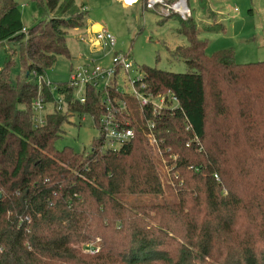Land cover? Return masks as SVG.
<instances>
[{"label":"trees","instance_id":"1","mask_svg":"<svg viewBox=\"0 0 264 264\" xmlns=\"http://www.w3.org/2000/svg\"><path fill=\"white\" fill-rule=\"evenodd\" d=\"M34 1L41 17L25 32L20 0H0V44H18L0 68V264H264V60L237 62L231 47L208 54L193 16H178L187 43L172 54L187 69L141 65L149 89L179 101L147 111L161 153L133 102L135 135L118 149L103 147L99 132L87 150L58 148L72 113L96 119L103 108L92 86L73 101L64 80L67 110L34 125L37 76L58 55L72 58L66 34L87 12L75 0ZM42 91L55 98L45 80ZM161 162L176 199L123 201L163 193ZM97 237L92 253L84 241Z\"/></svg>","mask_w":264,"mask_h":264},{"label":"rangeland","instance_id":"2","mask_svg":"<svg viewBox=\"0 0 264 264\" xmlns=\"http://www.w3.org/2000/svg\"><path fill=\"white\" fill-rule=\"evenodd\" d=\"M77 8L85 12L86 23L82 27L69 28L66 34L71 58L58 55L54 64L46 70L44 79L53 83L68 78L70 66L95 59L96 63L108 64L110 55L103 58L97 47L91 46L89 38L93 34L92 24L108 29L116 37L115 49L129 53L133 63L129 72L135 75L136 66L142 64L157 66L173 71H185V61L175 57L172 50L177 45H185V36L177 31L179 18L176 14L163 15L155 9L143 7L141 2L124 5L121 0H75ZM197 23L200 37L208 43L209 54L217 49L231 47L237 62L264 60V0H187ZM23 21L26 26L39 19L38 5L34 0H20ZM218 11V12H216ZM50 14V13H49ZM48 14V15H49ZM15 41L0 44V68L10 50L17 51ZM108 51H112L111 48ZM14 57L18 58L16 52ZM19 71L18 62L13 75ZM122 74L119 80L122 82ZM57 97V96H56ZM52 103L45 104L44 111H53ZM99 130L93 117L87 113L74 112L62 125L60 137L55 145L58 148L70 145L76 151L87 150ZM165 162L160 163L164 191L158 195H123L128 204L162 199H176V189L172 172ZM99 237L91 239L88 246L96 244ZM83 243V244H84Z\"/></svg>","mask_w":264,"mask_h":264},{"label":"built area","instance_id":"3","mask_svg":"<svg viewBox=\"0 0 264 264\" xmlns=\"http://www.w3.org/2000/svg\"><path fill=\"white\" fill-rule=\"evenodd\" d=\"M123 4L124 0H121ZM141 2L143 7L160 11L163 15L176 14L182 19L192 16V9L187 0H134L133 3ZM97 25V27L95 26ZM27 31V26L23 28ZM93 33L89 38L91 46L97 47L102 53L103 58L108 54L110 61L108 64H99L95 59H88L77 65H71L68 78L64 86L73 90V101L84 103L87 99L86 89L92 86L100 93V104L103 111L94 119V124L102 137V146L110 149H118L121 145L129 142L135 135V107L132 102L137 104L139 116L145 118L146 136L150 146L161 153L159 140L154 131L155 122L152 118L146 117L147 111L156 113L166 107L173 108L179 101L174 92L170 89L153 91L148 88L144 80L141 66H136L135 75L129 72L133 68V63L128 60L129 53L115 49L116 37L108 29L98 24H92ZM111 48L112 51H108ZM122 74V82L119 75ZM45 80L51 86L55 98L47 101L42 91V82ZM38 94L32 101L33 123L35 126L42 125L46 121L44 111L45 104L50 102L54 108L62 112L68 108L64 91H59V85L53 83L42 76H37ZM57 96V97H56ZM54 110V109H53ZM88 113V112H87ZM175 157V154H171ZM216 176V175H215ZM98 246H88L90 252H96Z\"/></svg>","mask_w":264,"mask_h":264},{"label":"bare ground","instance_id":"4","mask_svg":"<svg viewBox=\"0 0 264 264\" xmlns=\"http://www.w3.org/2000/svg\"><path fill=\"white\" fill-rule=\"evenodd\" d=\"M125 3L133 4L134 0H124ZM97 27V25H95Z\"/></svg>","mask_w":264,"mask_h":264},{"label":"crops","instance_id":"5","mask_svg":"<svg viewBox=\"0 0 264 264\" xmlns=\"http://www.w3.org/2000/svg\"><path fill=\"white\" fill-rule=\"evenodd\" d=\"M124 5H126V4H124ZM216 12H218V11H216ZM192 16H193V14H192ZM26 25V24H25ZM72 59V58H71Z\"/></svg>","mask_w":264,"mask_h":264}]
</instances>
